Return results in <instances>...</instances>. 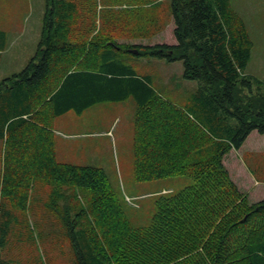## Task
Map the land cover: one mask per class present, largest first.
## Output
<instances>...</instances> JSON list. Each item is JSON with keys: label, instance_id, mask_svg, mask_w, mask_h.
<instances>
[{"label": "trees", "instance_id": "trees-1", "mask_svg": "<svg viewBox=\"0 0 264 264\" xmlns=\"http://www.w3.org/2000/svg\"><path fill=\"white\" fill-rule=\"evenodd\" d=\"M130 2L117 10L114 0H93L87 36L98 16L105 15L107 28L76 40L82 2L46 0L36 54L0 83V93L9 91L0 113L6 139L0 264H17L6 246L39 184L52 189L46 207L66 229L71 264H264V199L252 203L224 164L251 134L264 137V80L244 73L253 43L243 20L231 0ZM170 21L174 44H119L109 29L123 22L130 31L121 38H150ZM6 39L0 31V62ZM131 49L139 50L133 58L183 61L184 77L199 84L189 103L161 96L128 62ZM129 97L137 103L136 179H192L182 191L159 196L151 223L140 228L104 169L58 161L53 130L58 115ZM75 188L89 190L86 204ZM31 256L40 264L37 244Z\"/></svg>", "mask_w": 264, "mask_h": 264}, {"label": "rangeland", "instance_id": "rangeland-1", "mask_svg": "<svg viewBox=\"0 0 264 264\" xmlns=\"http://www.w3.org/2000/svg\"><path fill=\"white\" fill-rule=\"evenodd\" d=\"M75 1L84 5L80 12L81 18L77 19V23L81 26L80 33L75 37L76 40H81L87 36V28H89L87 23L90 22L88 16L93 14L95 8L89 5L93 0ZM114 1L117 3L116 7L114 6L117 10L124 9L131 3L130 0ZM98 2L100 3V0ZM231 6L243 20L253 43L251 58L244 73L263 80L264 0H231ZM45 7L46 0L0 2V29L6 31L10 39L0 64V83L14 76L13 73H6L24 67L35 55L40 41ZM105 19V15L102 20L98 16L97 28L87 37L91 38L104 27L107 28L108 19ZM118 26L117 22L113 29L111 27L109 29L117 34L119 44H174L172 39L174 24L171 21L163 32L150 38H121L125 25L121 22L120 30L117 29ZM131 54L130 52L125 54L128 62L139 75L148 77L151 86L165 99L185 106L198 91V81L184 77L183 61L169 62L165 59L157 60L149 57L133 58ZM8 92L3 89L0 93V113L5 104L3 97H6ZM136 110L137 103L133 97L123 101L97 103L82 114L77 113L76 110L64 113L56 119L54 128L57 134L58 161L104 169L114 189L128 200L125 208L131 223L140 228L151 223L159 196L182 191L192 184V179L188 176L144 182L136 179L134 167ZM5 143L6 139L0 133V208L5 203L1 196L5 169ZM224 164L232 180L252 203L264 199V183L256 185L254 180L255 178L264 180V137L257 132L251 134L241 150H233L225 157ZM250 175L254 178L252 182L249 181ZM75 190L82 197L83 204H86L90 199L89 190L82 188ZM51 194L52 189L49 187L37 185L31 194L30 210L19 213L17 229L10 236L6 246L7 256L13 258L17 264H35L36 256L31 262L33 244L38 245L40 264H49L47 262L50 256L49 249L54 254L51 257V264H71L72 250L68 246L66 229L59 219L60 216L46 207ZM32 234L34 238L37 236L39 238L34 240L30 236Z\"/></svg>", "mask_w": 264, "mask_h": 264}, {"label": "crops", "instance_id": "crops-1", "mask_svg": "<svg viewBox=\"0 0 264 264\" xmlns=\"http://www.w3.org/2000/svg\"><path fill=\"white\" fill-rule=\"evenodd\" d=\"M1 1H3V0H0V2ZM44 15H45V13H44ZM0 31H2V32H4L5 33V35L7 36V43L9 44L10 43V39L8 38V34L6 33V31H4V30H2V29H0ZM40 36H41V32H40ZM40 36H39V38H40ZM8 47V46H7ZM37 49H38V47H37ZM6 51H7V49L4 51V52H2V58H1V62H2V59H3V57H4V55H5V53H6ZM36 52H37V50H36ZM34 54H36V53H34ZM31 60V59H30ZM1 62H0V64H1ZM29 63V62H28ZM27 63V64H28ZM26 64V65H27ZM26 65L24 66V67H21V68H19V69H15V70H11V71H9L8 73H6V72H4V73H6V74H9V73H13L14 75L15 74H20L25 68H26ZM264 80V79H263ZM63 115V114H62ZM61 115H58V116H56V118L54 119V124L56 123V119L58 118V117H60ZM53 130H54V132H55V128H54V125H53ZM55 134H56V132H55ZM56 136H57V134H56ZM244 166H245V168H246V170L248 169L247 168V166L244 164ZM247 173H249V170H247ZM251 176V175H250ZM253 179L254 178H252V176H251V178H250V182H252L253 181ZM255 180V183H256V185H261L262 183H264V180H262V179H258V178H255L254 179ZM259 182H261V183H259Z\"/></svg>", "mask_w": 264, "mask_h": 264}, {"label": "water", "instance_id": "water-1", "mask_svg": "<svg viewBox=\"0 0 264 264\" xmlns=\"http://www.w3.org/2000/svg\"><path fill=\"white\" fill-rule=\"evenodd\" d=\"M129 51L132 52V53H134V54H138L139 53V50H137V49H131Z\"/></svg>", "mask_w": 264, "mask_h": 264}]
</instances>
